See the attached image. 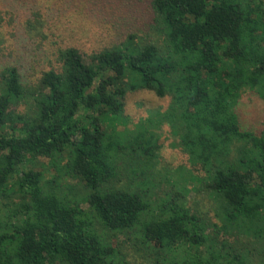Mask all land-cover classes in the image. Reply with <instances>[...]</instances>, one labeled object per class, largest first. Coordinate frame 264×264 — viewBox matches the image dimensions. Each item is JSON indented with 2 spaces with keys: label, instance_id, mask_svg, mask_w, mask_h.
I'll return each mask as SVG.
<instances>
[{
  "label": "trees",
  "instance_id": "obj_1",
  "mask_svg": "<svg viewBox=\"0 0 264 264\" xmlns=\"http://www.w3.org/2000/svg\"><path fill=\"white\" fill-rule=\"evenodd\" d=\"M248 1L149 0L157 38L128 34L88 55L54 44L56 67L35 84L16 67L0 69V264H128L113 244L131 231L115 245L151 264H250L226 242L213 251L206 223L175 198L152 213L143 191L114 187L110 153L122 150L120 140L148 171L158 150L150 130L167 124L225 221L255 225L264 210V131H241L233 112L245 91L264 104V10ZM139 90L169 97L167 110L106 142L102 126H124V96ZM64 155L61 168L78 180L71 200L21 169Z\"/></svg>",
  "mask_w": 264,
  "mask_h": 264
},
{
  "label": "rangeland",
  "instance_id": "obj_2",
  "mask_svg": "<svg viewBox=\"0 0 264 264\" xmlns=\"http://www.w3.org/2000/svg\"><path fill=\"white\" fill-rule=\"evenodd\" d=\"M248 2L257 3L264 10V0ZM151 19L149 0H0V69L16 67L22 82L35 84L42 72L55 66L52 55L54 44L68 45L80 54L88 55L103 46L117 44L128 34L139 38L151 35L152 40L158 36L149 30ZM26 25L30 28L26 29ZM169 101V97L157 98L145 90L125 94L120 116L125 125L114 122L112 126L105 122L102 126L104 140L108 142L111 137L120 139L127 134L134 135L137 126L148 119L156 120L157 115L165 112ZM233 112L241 131L253 134L264 131V104L254 93H242ZM150 131L158 150L148 171L139 161H130L125 144L120 140L122 150L116 151V154L110 152L115 157L117 174L114 187L127 186L143 191L152 213H156L162 207L159 205L167 202L168 198H175L190 214L206 223L205 234L215 242L213 251H220L219 243L226 242L236 248L247 263L262 264L263 261L264 264V210L255 225L240 220L229 224L216 198L209 197L203 186L191 178L196 176L201 179L204 174L197 164L190 162L189 155L178 145V138L173 135L170 126L160 124ZM64 163L65 155L59 163L36 157L24 162L21 169L39 172L44 186L45 181H53L52 189L59 196L71 200L69 192L78 189V180L73 173L61 168ZM72 200H76L79 207L86 208L82 200ZM17 202L14 200V204ZM2 215L1 211L0 217ZM133 235L134 231H131L127 235H117L116 239L119 242L125 236L133 238ZM117 242L113 245L128 264L153 263L140 252L135 253L131 247L123 250L115 245ZM200 250L204 251V247Z\"/></svg>",
  "mask_w": 264,
  "mask_h": 264
}]
</instances>
